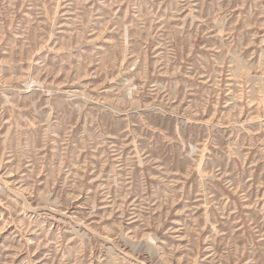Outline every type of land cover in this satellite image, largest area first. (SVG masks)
I'll return each instance as SVG.
<instances>
[{
  "label": "rangeland",
  "instance_id": "1",
  "mask_svg": "<svg viewBox=\"0 0 264 264\" xmlns=\"http://www.w3.org/2000/svg\"><path fill=\"white\" fill-rule=\"evenodd\" d=\"M0 264H264V0H0Z\"/></svg>",
  "mask_w": 264,
  "mask_h": 264
}]
</instances>
